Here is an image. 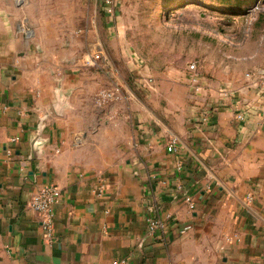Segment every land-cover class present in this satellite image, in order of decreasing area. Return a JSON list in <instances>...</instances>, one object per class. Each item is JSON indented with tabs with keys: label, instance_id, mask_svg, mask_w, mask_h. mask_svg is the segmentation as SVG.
I'll use <instances>...</instances> for the list:
<instances>
[{
	"label": "crops",
	"instance_id": "obj_1",
	"mask_svg": "<svg viewBox=\"0 0 264 264\" xmlns=\"http://www.w3.org/2000/svg\"><path fill=\"white\" fill-rule=\"evenodd\" d=\"M37 51L0 21V264H264V67L99 104L91 68ZM50 183L52 242L29 206Z\"/></svg>",
	"mask_w": 264,
	"mask_h": 264
},
{
	"label": "rangeland",
	"instance_id": "obj_2",
	"mask_svg": "<svg viewBox=\"0 0 264 264\" xmlns=\"http://www.w3.org/2000/svg\"><path fill=\"white\" fill-rule=\"evenodd\" d=\"M106 9V0H0V21L46 60L91 68L97 99L118 88L125 104L136 94L152 105L153 87L170 81L183 87L194 61L207 83L264 67V0H120Z\"/></svg>",
	"mask_w": 264,
	"mask_h": 264
},
{
	"label": "built area",
	"instance_id": "obj_3",
	"mask_svg": "<svg viewBox=\"0 0 264 264\" xmlns=\"http://www.w3.org/2000/svg\"><path fill=\"white\" fill-rule=\"evenodd\" d=\"M120 0H106V6L107 11L109 14H113L115 11L118 10V2ZM101 56V53H98L96 55H92L86 58L88 65H96L97 59ZM260 75L264 77V70L261 71ZM247 77L252 78L251 73L246 74ZM187 77L188 81L194 86L196 90H199L200 87H202V83H205V78L201 75L198 69V63L196 61L190 63L188 65L187 69ZM151 81V80H150ZM149 81V82H150ZM117 89H103L100 92V97L98 99L99 104H103L105 102H109L112 100H115L117 98ZM223 93L228 94L229 91L226 89L223 91ZM212 108L207 109L206 111H203L202 119L204 121L208 120L209 113H206L207 111H210ZM18 138L14 137L12 138V141H16ZM76 144L79 145L82 143L81 138H76ZM177 146V138H172L169 145L168 150L169 151H175ZM61 196V189L59 185L56 183H50L46 184L42 189H40L38 192L34 193L30 200H29V206L30 208L39 214L42 217V226L44 228L46 237L50 242H52L53 239V216H54V206L59 201V198ZM253 195H249V198L251 199ZM185 201L187 202L190 209L196 208V203L193 200V197L188 194L184 196ZM171 218V214H166V218H161L160 213L157 212V214H154L153 217L149 220V230L151 232H155L156 229H164L167 225L168 220ZM192 228L191 224L185 225L181 232H185L188 229ZM114 264H127V259H120L118 261H115Z\"/></svg>",
	"mask_w": 264,
	"mask_h": 264
}]
</instances>
